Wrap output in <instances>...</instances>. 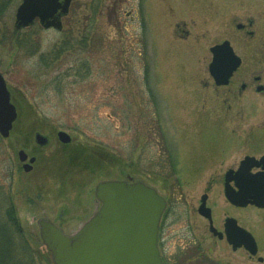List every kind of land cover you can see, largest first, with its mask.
I'll use <instances>...</instances> for the list:
<instances>
[{"label": "rangeland", "instance_id": "obj_1", "mask_svg": "<svg viewBox=\"0 0 264 264\" xmlns=\"http://www.w3.org/2000/svg\"><path fill=\"white\" fill-rule=\"evenodd\" d=\"M21 3L0 21V71L18 111L10 138L0 136V184L40 264L54 262L39 220L75 233L100 206L98 183L127 175L168 199L163 239L165 253H175L184 234L181 194L193 197L199 187L179 169L191 161L227 165L255 151L264 130V94H238L253 75L264 84V0H73L57 16L61 29L39 20L18 29ZM251 20L255 36L246 38L236 25ZM226 40L244 61L233 95L209 73L211 47ZM59 131L72 142L61 143ZM36 133L49 144L37 145ZM21 150L37 158L30 172ZM232 211L263 262L230 247V264H264V213Z\"/></svg>", "mask_w": 264, "mask_h": 264}, {"label": "water", "instance_id": "obj_2", "mask_svg": "<svg viewBox=\"0 0 264 264\" xmlns=\"http://www.w3.org/2000/svg\"><path fill=\"white\" fill-rule=\"evenodd\" d=\"M72 1L22 0L16 12L17 28H27L38 19L45 28L61 29L62 22L57 20V16L67 14ZM211 53L210 74L217 86H227L242 60L228 40L213 46ZM17 119V107L0 71V135L3 138L10 137ZM58 139L64 144L72 142L71 136L65 131L58 132ZM35 141L40 146L49 143V139L41 133H36ZM18 155L24 163L25 172H30L36 158L32 157L26 163L28 154L21 150ZM127 179L106 180L96 186L95 196L101 207L73 234H65L51 220H39L40 237L51 252L55 264H164L158 237L167 206L166 199L145 182L133 181L130 176ZM237 186L239 192L230 188L229 196L227 191L232 204L264 207V197L260 191L239 183ZM230 226V245L233 250L244 247L252 256H256L258 245L253 234L240 227L235 219H230Z\"/></svg>", "mask_w": 264, "mask_h": 264}, {"label": "flooded vegetation", "instance_id": "obj_3", "mask_svg": "<svg viewBox=\"0 0 264 264\" xmlns=\"http://www.w3.org/2000/svg\"><path fill=\"white\" fill-rule=\"evenodd\" d=\"M253 24L254 21L252 20L248 25L238 23L236 29L242 31L244 37L253 38L255 36V31L251 30ZM234 51L241 58L242 63L233 73L229 84L227 86H217L214 81L217 87L230 88L231 95L236 93L233 89V81L238 77L244 64L243 58L235 49ZM262 79V75L257 74L253 75L251 82L241 80L238 94L243 95L250 90L255 91L257 94H264ZM261 131L255 134L257 135L255 139L256 145L254 146L256 150L252 153H246L240 159L228 162L227 165L225 163L214 165L212 161H191L182 171L179 169V173L177 171V157L175 153L173 157V152L171 151L170 154L174 159L172 161L175 164V170H173L175 174L184 175L186 170L190 171L189 173L198 181L199 187L196 195L193 197L188 198L186 193L181 194L183 208L180 215L181 220L184 222V234L183 239L180 240L181 244L178 249L175 253L170 254L165 253L163 239L164 224L169 213V202L163 196L166 199L167 206L160 223L158 245L164 264H230V247L233 249L232 245H230V219H235L240 227L248 230L240 223V219L234 215V212L232 211L233 214L230 212V209L243 210L253 207L264 213V207H258L253 204L245 207L236 206L230 202V197L227 196V191L230 196V188L236 192L240 191V188L237 186L239 183L248 185L251 190L260 191V195L264 197V130L261 129ZM32 157L34 156L29 158ZM247 159V163L243 165ZM256 188H259V190ZM219 201L225 207V210L221 213L218 207ZM257 244H259L258 241ZM237 250L246 251L244 247ZM246 252L249 253L248 251ZM250 257L257 258L260 261L262 257L259 256V245L258 254Z\"/></svg>", "mask_w": 264, "mask_h": 264}, {"label": "trees", "instance_id": "obj_4", "mask_svg": "<svg viewBox=\"0 0 264 264\" xmlns=\"http://www.w3.org/2000/svg\"><path fill=\"white\" fill-rule=\"evenodd\" d=\"M101 5H103L102 1ZM18 0H0V21ZM169 163L175 170V164ZM174 160V159H173ZM50 260V258H49ZM0 264H40L36 252L25 238L24 229L19 221L10 194L0 184Z\"/></svg>", "mask_w": 264, "mask_h": 264}]
</instances>
